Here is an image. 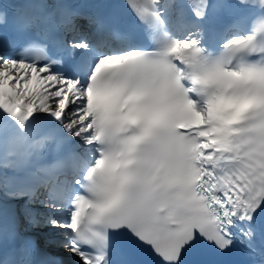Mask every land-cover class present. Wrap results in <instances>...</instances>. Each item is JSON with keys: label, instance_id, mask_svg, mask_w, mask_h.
Here are the masks:
<instances>
[{"label": "snow or ice", "instance_id": "snow-or-ice-1", "mask_svg": "<svg viewBox=\"0 0 264 264\" xmlns=\"http://www.w3.org/2000/svg\"><path fill=\"white\" fill-rule=\"evenodd\" d=\"M197 251L264 264V0H0V264Z\"/></svg>", "mask_w": 264, "mask_h": 264}, {"label": "bare ground", "instance_id": "bare-ground-1", "mask_svg": "<svg viewBox=\"0 0 264 264\" xmlns=\"http://www.w3.org/2000/svg\"><path fill=\"white\" fill-rule=\"evenodd\" d=\"M34 235H36L39 239V244L41 245H47L48 241H50L52 239L51 236H48L47 235V240L45 239V235H44V232H39V231H36V232H33ZM49 244V243H48Z\"/></svg>", "mask_w": 264, "mask_h": 264}, {"label": "rangeland", "instance_id": "rangeland-1", "mask_svg": "<svg viewBox=\"0 0 264 264\" xmlns=\"http://www.w3.org/2000/svg\"><path fill=\"white\" fill-rule=\"evenodd\" d=\"M45 236H51L53 239L55 238L54 236H52L50 233H44Z\"/></svg>", "mask_w": 264, "mask_h": 264}]
</instances>
